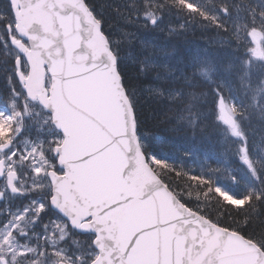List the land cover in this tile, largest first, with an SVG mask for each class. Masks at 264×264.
Returning <instances> with one entry per match:
<instances>
[{"label":"snow or ice","instance_id":"1","mask_svg":"<svg viewBox=\"0 0 264 264\" xmlns=\"http://www.w3.org/2000/svg\"><path fill=\"white\" fill-rule=\"evenodd\" d=\"M173 8L225 30L218 12L228 18L232 9L244 11L250 21L234 34L251 38L249 66L253 57L264 62V3L257 10L245 0H222L217 10L196 0H129L125 19L157 27ZM103 23L89 0H8L0 11V57L16 85L0 108V264H264V155L252 158L243 127L257 109L264 120V79L253 85L247 71L240 75L246 104L227 79H213L207 61L194 63L191 77L180 62L168 66L165 79L187 83L150 95L178 99L188 125L210 96L247 168L240 179L226 169L227 184L212 172L193 175L195 193L192 184L173 187V174H188L152 148L120 44ZM136 63L149 70V61ZM198 78L207 92L184 90ZM241 179L246 186L237 191ZM19 196L28 203L12 211ZM80 234H88L86 244L75 239ZM68 241L71 250L61 247Z\"/></svg>","mask_w":264,"mask_h":264},{"label":"trees","instance_id":"2","mask_svg":"<svg viewBox=\"0 0 264 264\" xmlns=\"http://www.w3.org/2000/svg\"><path fill=\"white\" fill-rule=\"evenodd\" d=\"M128 2L129 0H89V3L96 5L97 11L103 14L105 33L120 44L121 57L125 60L122 68L130 88L135 90L140 119L152 134L154 140L152 148L158 156L167 159L168 163L175 164L178 170L188 174L181 177L173 174L171 178L173 187L192 184L195 193L197 181L191 180V176H206L210 172L219 177L220 183H231L225 174L226 169L236 176L238 174V179L245 177L247 171L240 167L237 155L241 144L239 141H233L229 133L225 132L226 126L217 120L210 96L207 98L206 106L200 109L199 117L194 115L193 124L188 125L180 120L182 103L178 99H155L150 95L149 89L169 83L177 88H183L187 81L179 77L175 81L165 79L168 66L180 62L181 65L187 66L188 75L191 77L195 71L193 64L207 61L215 72L213 79H227L233 85V93L244 99L247 104L245 92L236 86L240 75L247 71L253 85L264 79V62L256 60L252 61L250 66L247 64L250 56L248 49L252 47L251 38L243 30H239L237 38L233 31L238 25L248 23L249 15L240 11L237 16L236 10L232 9L231 16L225 18L223 13L218 12L225 19V30L203 22L198 16L190 17L187 10L180 12L173 8L163 12L162 23L155 28L149 24L145 26L142 18L136 24H129L125 19L127 15L125 5ZM231 2L232 0H229V3ZM196 3L215 5L218 10L222 0H196ZM245 3L259 10L264 0H245ZM100 5L104 7L101 8ZM7 6L8 0H0V11H7ZM181 20L189 25H180ZM137 59L149 61L150 67L147 72L137 70ZM1 60L2 57L0 63ZM157 75L161 79L158 80ZM193 83L195 85L193 89L184 90L207 92L202 78ZM195 83L199 84V87ZM8 85L9 80L4 77L0 68V105L5 107L10 94ZM225 94L227 95V90ZM243 127L249 153L258 157L264 155V120L260 119L258 109L244 121ZM245 186L246 180L241 179L236 190L242 191ZM192 206L195 207V204ZM212 218L214 220L217 218L214 210ZM220 219L224 223H231L232 218ZM259 220H264V216L259 217ZM77 238L88 240V236Z\"/></svg>","mask_w":264,"mask_h":264},{"label":"rangeland","instance_id":"3","mask_svg":"<svg viewBox=\"0 0 264 264\" xmlns=\"http://www.w3.org/2000/svg\"><path fill=\"white\" fill-rule=\"evenodd\" d=\"M256 60H258V59H256L255 57L252 58V61H256ZM5 67L10 68V67H11V64H8L7 66H5L4 63H3V58H2L1 63H0V68H1V70H2V74L4 75V77H5L6 79L9 80V85H8V87L10 86V89H11L12 87H14V86H16V85H14V83L9 79V76L11 75V73H10V72H6V71H5ZM214 73H215V72H214ZM229 135H230V134H229ZM230 137L233 139V141H234V140L238 141L235 137H232L231 135H230ZM251 156H252L253 159H256V158L259 159L258 156H253V155H251ZM258 159H257V160H258ZM33 175H34V174H33ZM22 200H23V199H22ZM22 200L18 199V197H16V198L13 200L12 205H11V207H12V211H16L18 208H22L25 204L28 203V200H27L26 198H24V200H26V201H22ZM2 204H3V202L0 201V205H2ZM53 219H55V217H53ZM44 222H45V223L48 222V217H45V221H44ZM75 239L78 240L81 244H86L87 241H88V240L79 239V238H77V237H75ZM61 247H68V248L71 250V249H73L75 246L72 244L71 241H68L67 244H63V243H62V244H61ZM47 251H48V253L50 254V253L52 252V249L49 247V248L47 249Z\"/></svg>","mask_w":264,"mask_h":264},{"label":"bare ground","instance_id":"4","mask_svg":"<svg viewBox=\"0 0 264 264\" xmlns=\"http://www.w3.org/2000/svg\"><path fill=\"white\" fill-rule=\"evenodd\" d=\"M162 23V21L160 22V24ZM181 24H186V25H189V23H187V22H185L184 20H181L180 21V25ZM150 26H152L151 24H149ZM153 27V26H152ZM156 28V27H155ZM180 30V29H179ZM195 84H197V83H195ZM198 85V87H199V84H197Z\"/></svg>","mask_w":264,"mask_h":264}]
</instances>
